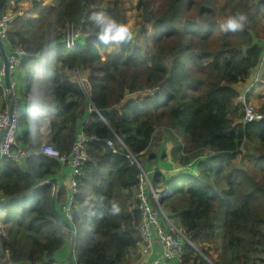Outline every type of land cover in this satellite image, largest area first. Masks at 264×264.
<instances>
[{
	"label": "trees",
	"instance_id": "16d2710c",
	"mask_svg": "<svg viewBox=\"0 0 264 264\" xmlns=\"http://www.w3.org/2000/svg\"><path fill=\"white\" fill-rule=\"evenodd\" d=\"M14 1L16 9L25 0ZM102 2L53 0L38 18L16 17L7 31L11 45L4 40L8 53L22 48L29 55L12 75L16 97L24 103L18 142L32 149L41 144L28 100L38 70L46 76L54 147L70 155L80 134L102 140L88 142L95 162H86L82 175L75 177L80 189L72 208L73 224L80 229L75 264H129L140 240L134 192L140 169L107 146L114 133L144 166L165 161L166 149L160 147L169 141L172 161L196 163L198 176L151 175L155 187L173 189L163 205L196 246H186L182 264H264V119L244 123V106L238 101L244 89L239 85H250L262 63L264 69V44L258 40L264 0H227L220 10L218 0H139L141 32L153 30L148 37L152 49L136 43L130 31L131 39L105 59L100 51L108 45L97 39L89 21L102 11ZM122 3L115 1L111 15L124 23ZM239 11L248 15L245 27L221 31L227 17ZM68 23L84 31L71 48L62 41ZM76 69L86 75L85 92L67 72ZM7 100L6 87L0 85L2 109ZM260 111L264 114V105ZM164 133L167 139L161 141ZM66 165L45 155L22 163L3 159L0 199L59 176ZM185 175L189 179L181 184ZM52 194L53 186L46 185L29 197L0 204V222L7 229L0 235V264L58 262L65 234L51 208ZM66 196L61 187L57 206L62 213Z\"/></svg>",
	"mask_w": 264,
	"mask_h": 264
},
{
	"label": "built area",
	"instance_id": "2783aa9c",
	"mask_svg": "<svg viewBox=\"0 0 264 264\" xmlns=\"http://www.w3.org/2000/svg\"><path fill=\"white\" fill-rule=\"evenodd\" d=\"M14 4L15 1L11 0V2L4 7L5 10L2 12L0 21L1 38L5 39L8 44H10V42L7 40V31L11 24L16 17L25 16V12L22 9H13ZM83 35L84 31L82 26L76 27L74 25H68L67 33L64 37H62V41L65 42V46L67 48H71ZM28 56L27 51L22 48H13L12 52L8 53L11 74H13L19 62ZM1 58L2 55L0 52V59ZM262 69L263 63L253 75L251 84L247 87L245 86L242 92L238 95V101L244 106V123L264 119V114L257 110L249 100V93L259 81ZM0 85H5L4 64L0 66ZM21 110L20 101L16 96L14 97V109L12 112L9 109L0 110V164L5 158L16 163H22L29 158L41 155L56 158L62 163L69 164L73 170V190L75 191V194L69 199L63 209L65 211L66 218L72 223L75 219L72 208L76 203V197L79 195V192H77L79 190V185L75 177L82 175V168L86 162H95V159L88 155V142H100L102 140L98 136L88 138L86 135L82 134L74 143L70 155L62 154L51 144V142H49V140L45 141L39 148H28L21 145L17 140ZM101 118L104 117L101 115ZM43 134H49L47 128L43 129ZM114 134L115 138L105 141L107 146L111 148L114 154H121L127 157L130 164L135 165L140 169L136 193L138 199V209L140 212L138 234L140 237L139 244L141 256H150L154 249L158 247L161 250L162 259L182 264L186 246H196L187 236L186 232L179 227L175 219L167 214V210L163 205L162 200L173 195V190L167 186L155 187L151 175L158 169L144 166L139 155L134 154L117 133ZM168 160L170 165L169 173L175 174L179 171H189L193 165L177 164L174 163L171 158ZM0 235H6V230L3 228L1 223Z\"/></svg>",
	"mask_w": 264,
	"mask_h": 264
},
{
	"label": "crops",
	"instance_id": "0c3cea01",
	"mask_svg": "<svg viewBox=\"0 0 264 264\" xmlns=\"http://www.w3.org/2000/svg\"><path fill=\"white\" fill-rule=\"evenodd\" d=\"M103 1H107V0H103ZM115 1L116 0H113L110 4H111V6L110 7H108V9H106V10H104L105 12H108V13H110L111 14V10H112V7H113V5H114V3H115ZM123 2H124V0H123ZM138 2H139V0H134L133 2H132V4H133V6H134V8L132 9V10H130V9H128V5H125L124 6V8H125V10H126V14H127V16H126V14H125V19H124V24L125 25H127L130 29H132L133 28V24H134V22L133 21H131V19L132 18H134V16H135V11H137L138 10V7H137V5H138ZM51 4H53V0H46V1H44V0H25V1H23V2H21L20 4H18V6H17V10H19V9H22L25 13H27V17H32V18H38L39 17V14L42 12V9L43 8H45V7H49V6H51ZM15 5L16 4H14L13 5V9L15 10ZM26 6V7H25ZM102 8H104L103 7V2H102V6H101ZM137 7V8H136ZM135 9V10H134ZM103 11V10H102ZM138 14H139V16H140V18H141V12L138 10V13H137V15H136V17L139 19V17H138ZM141 22H142V18H141ZM143 24V23H142ZM68 25H74V24H67L66 26H68ZM75 26V25H74ZM77 26H80V25H76V27ZM149 28H151V27H149ZM260 37H259V41L261 42V43H263L264 44V17H263V20H262V22H261V25H260ZM2 40H3V42H4V40L5 39H3L2 38ZM7 42V41H6ZM8 43V42H7ZM5 45V44H4ZM113 45V43L112 44H109L107 47H105V48H103V49H107V48H109L110 46H112ZM5 48H6V46H5ZM113 51L111 52V53H113V52H115V51H118V49H119V47H118V44H116V43H114V46H113ZM8 53V52H7ZM111 53H108V51H107V53H106V55L104 56V57H102L103 59H105L106 58V56L108 55V54H111ZM102 56V55H101ZM1 59H3V58H1ZM2 64H4V62L2 63ZM263 74V73H262ZM13 75V74H12ZM254 75V74H253ZM12 81H13V76H12ZM13 83H14V81H13ZM14 85H15V83H14ZM240 86V88H244V83L243 84H240L239 85ZM82 88L84 89L83 91L85 92V91H87L88 89L86 88V86L84 85V86H82ZM258 89V91L256 92V94H254V100H255V103H256V101H258L260 104H259V106H255L252 102H251V104L257 109V110H261V108H262V106L264 105V78L261 80V83H260V85H259V87L257 88ZM14 93H15V95L17 96V94H19L18 93V90L17 89H15V87H14ZM6 94H7V96H8V93H7V90H6ZM90 98V97H89ZM251 98H252V96H251ZM28 100H29V98H28ZM91 100V99H90ZM20 104H21V108L23 107V104L24 103H22V102H20ZM1 105V104H0ZM8 107V108H7ZM7 109H9L10 110V99H9V97H8V100H7ZM92 109V108H91ZM83 121H84V118H83V120H82V122L81 123H83ZM45 128H47V130H48V132H49V134L48 135H44L43 134V129H45ZM40 133H41V135H42V137H41V144H40V146L45 142V141H47V140H49V142H51V144L54 146V144H53V142H52V127H51V122H50V119L48 118L47 119V121L43 124V126H41L40 127ZM80 135H82V134H80ZM85 135V134H84ZM166 137V133H164V136H163V138L161 139V141L164 139ZM168 144H170L169 146H168V148L166 149V150H164V154L166 155V158H167V162H166V160L165 161H163V160H158L157 162L155 161V162H150V163H148L147 164V166L146 167H148V168H151V167H154V169H158L157 171L158 172H161L162 174H164L166 177L168 176V178H177V177H179V175L178 174H180V173H182L183 175L185 174V173H191V174H195L196 176H198L199 175V169H198V167L196 166V163H195V165H192V167H191V169L188 171V170H184V171H179L178 173H169V170H170V165H169V158H171V152H172V149H173V143L171 142V141H169L168 142ZM39 146V147H40ZM162 147V146H161ZM160 150H162L161 148H160ZM174 163H177V164H179V162H177V161H174ZM193 174V175H194ZM177 175V176H176ZM57 178H58V180H59V187L61 188V187H64V189H65V192H66V198H68L67 200H69L70 198H72L73 196H74V194H75V191L73 190L74 188V186H73V170H72V167L69 165V164H67L65 167H63V169H62V171H61V173L59 174V176H57ZM182 184V183H181ZM165 186H167V187H170L169 185H165ZM165 186H162V187H165ZM60 188H59V190H60ZM171 188V187H170ZM172 189V188H171ZM173 190V189H172ZM77 192H79L80 193V189L77 191ZM134 192L136 193V188H135V190H134ZM173 194H174V191H173ZM67 204V203H66ZM65 204V205H66ZM64 205V206H65ZM58 207V206H57ZM75 207H77V205L75 206ZM165 207V206H164ZM167 210V209H166ZM60 211V210H59ZM61 212V211H60ZM167 212V211H166ZM62 213V212H61ZM63 215H64V217L66 218V214H65V211H64V209H63V213H62ZM168 214V213H167ZM67 219V218H66ZM68 220V219H67ZM70 222V221H69ZM74 222V221H73ZM73 222H72V224H73ZM71 223V222H70ZM74 226H75V224H73ZM76 227V229H77V233H78V231L80 230V229H78V227L77 226H75ZM63 232H64V234H65V243H64V245H63V247L61 248V250L59 251V253H58V262H56L55 264H68V253H69V248H70V241H71V239H70V237L65 233V231L63 230ZM76 238H77V236H76ZM212 254H214L213 252H212ZM214 257H216V255L214 254ZM74 258H75V253H74ZM208 258V257H207ZM207 258H205L206 260H207ZM209 259V258H208ZM209 262H211V260L209 259ZM212 263V262H211ZM129 264H177L175 261H165L164 259H162V253H161V250H160V248H158V247H156L155 249H154V251L151 253V255L150 256H148V257H142L141 256V253H140V244H139V242L137 243V245L135 246V248L133 249V250H131V259H130V262H129ZM213 264V263H212Z\"/></svg>",
	"mask_w": 264,
	"mask_h": 264
},
{
	"label": "clouds",
	"instance_id": "9594fccd",
	"mask_svg": "<svg viewBox=\"0 0 264 264\" xmlns=\"http://www.w3.org/2000/svg\"><path fill=\"white\" fill-rule=\"evenodd\" d=\"M89 21L91 22V30L95 32L97 39L102 44H119L121 42H127L131 39L132 34L129 30V27L120 22L108 12H95L89 17ZM247 22L248 15L245 12L239 11L227 17V19L220 25V29L223 32H237L242 30ZM46 82L47 81L45 73L43 72V70H38L37 82L34 85L32 94L29 98L30 121L34 129V134L35 131L43 126V124L48 119V106L45 91ZM118 211V206L114 205L113 212Z\"/></svg>",
	"mask_w": 264,
	"mask_h": 264
},
{
	"label": "water",
	"instance_id": "95a60500",
	"mask_svg": "<svg viewBox=\"0 0 264 264\" xmlns=\"http://www.w3.org/2000/svg\"><path fill=\"white\" fill-rule=\"evenodd\" d=\"M6 1L7 0H1V2H0V21H1V17H2L3 7L6 3ZM0 52H1V55L3 58V62H4L5 87H6V90L8 93V97L10 99V107L9 108H10V111L12 112L14 109V97H15L14 85H13V81H12V74L10 71L8 53H7V50L5 48L4 42L1 38V35H0ZM46 185H52L53 186V194H52V198H51L52 211H53L54 215L57 217L60 224L64 227L65 233L71 239L69 253H68V264H75L74 253H75V246H76L77 229L72 223H70L64 217V215L59 211V209L57 207V197H58L59 188H60L59 187V180L57 177H51V178L47 179L46 181L39 183L38 185L34 186L33 188H31L30 190H28L24 193L15 194V195H11V196L5 197L3 199H0V204L6 203L9 201H13V200H21V199H24L26 197H29L30 195H33L35 192H37L38 190H40L41 188H43ZM204 257L207 258L206 256H204ZM207 260L209 261L208 258H207Z\"/></svg>",
	"mask_w": 264,
	"mask_h": 264
},
{
	"label": "rangeland",
	"instance_id": "374dc122",
	"mask_svg": "<svg viewBox=\"0 0 264 264\" xmlns=\"http://www.w3.org/2000/svg\"><path fill=\"white\" fill-rule=\"evenodd\" d=\"M44 1H46V0H44ZM113 0H107V1H103V7L104 8H102V10L104 11V10H106V9H108V7H110L111 6V2H112ZM134 0H124V2L122 3V6L124 7L125 5H128L129 7H128V9H130V10H132L133 8H134V6H133V4H132V2H133ZM227 4V0H218V4H217V9L218 10H220L221 8H223L225 5ZM26 7V6H25ZM137 8V7H136ZM44 9V8H43ZM42 9V10H43ZM135 10V9H134ZM137 13H138V10L137 11H135V16H134V18H132L131 19V21H133L134 22V24H133V28L132 29H130L129 28V30L133 33V34H135V41H136V43H138L139 45H141L142 47H144V48H146V44L148 45L147 46V49H152V43L151 42H148V37L153 33V30L151 29V28H149V31H150V33L149 34H143L142 32H141V27H142V22H141V18H140V16H139V14H138V17H139V19L136 17V15H137ZM41 14V13H40ZM40 14H39V16H40ZM126 16H127V14H126ZM25 18H27V13H25V16H24ZM14 23V22H13ZM12 23V24H13ZM215 33L217 34V33H219V30H216L215 31ZM113 46H114V43H113V45L112 46H110L109 48H107V49H101V55H102V57H104L105 55H106V53H107V51H108V53H111L114 49H113ZM151 58V57H150ZM150 58H148V59H150ZM264 70V69H263ZM81 70H74V71H72V72H70V71H67L68 73H69V75H70V77L72 78V80H76V81H78L79 82V84H80V86H81V88H82V86H86L87 85V80H86V75H85V73H81L80 72ZM83 71V70H82ZM260 83H261V81H259L256 85H255V87H254V89H252L251 91H250V93H249V100H250V102H252L255 106H259V102L258 101H256V103H255V100H254V94H256V92L258 91V87H259V85H260ZM82 90H84L83 88H82ZM139 94H142L143 95V93H139ZM137 94H135V96H136ZM16 96V95H15ZM144 96H145V94H144ZM251 96H252V98H251ZM8 108V107H7ZM6 108V109H7ZM6 109H2L1 108V105H0V110H6ZM166 139H167V137H166ZM170 144H168V143H165L162 147H160L161 149H163L164 147H165V149H167L168 148V146H169ZM155 149V148H154ZM205 156H202V159L203 160H206L207 159V157H205ZM166 162H167V159H166ZM236 164H238V163H236ZM192 173V172H191ZM194 174V173H193ZM195 175V174H194ZM177 176V175H176ZM189 179V177L187 176V175H185L184 177H180L179 178V181L181 182V183H184L186 180H188ZM165 200H167V199H165ZM164 205L166 206V203H164ZM1 223V222H0ZM2 224V223H1ZM2 226H3V228L5 229V230H7L5 227H4V225L2 224Z\"/></svg>",
	"mask_w": 264,
	"mask_h": 264
}]
</instances>
